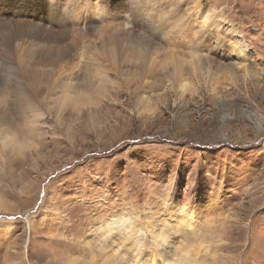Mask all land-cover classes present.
<instances>
[{"label":"rangeland","instance_id":"obj_1","mask_svg":"<svg viewBox=\"0 0 264 264\" xmlns=\"http://www.w3.org/2000/svg\"><path fill=\"white\" fill-rule=\"evenodd\" d=\"M22 1L7 0L16 21L29 13ZM147 1L128 8L141 12ZM170 1L182 26L154 16L153 31L149 16L142 36L120 37L115 50L101 48L109 19L97 0L31 1L49 41L0 50V74L23 79L0 80V264H129L138 240L116 234L104 244L96 230L125 217L136 231L167 234L141 239L138 264H264V0H199L226 47L239 39L232 30L258 55L217 47L214 64L186 37L171 43L198 0ZM135 41L155 53L150 66H138ZM61 44L68 52L51 66L45 52ZM188 212L193 227H175Z\"/></svg>","mask_w":264,"mask_h":264},{"label":"bare ground","instance_id":"obj_2","mask_svg":"<svg viewBox=\"0 0 264 264\" xmlns=\"http://www.w3.org/2000/svg\"><path fill=\"white\" fill-rule=\"evenodd\" d=\"M31 1L32 0H23L22 1L23 7L28 8L29 13L28 14L26 13V15H27L26 18L24 17V19L21 18V19H19V21H16V17L14 16L10 6L8 5L7 0H5V1L0 0V9H1V12H0V50L6 56H8V55H10V53L14 52L13 50L16 51L18 48H20L21 45H25L27 48L30 47V49H37L38 50V49L43 47V44H47V42L49 41L48 40L46 42L43 39L44 37L41 35L42 32L39 29V27H41V25H39V26L36 25V24H38V22H36L37 5L31 4ZM60 1L61 0H48L49 3H59ZM3 2H4V4H2ZM147 2L148 3L146 5L148 6V8L146 7L147 9H145V10L142 9L143 11L139 12L140 9H135V10H137V11H135V10L131 9V6L128 8V4H131V3H129V0H97V4H98L97 7H98L99 12L102 14H105L104 18L107 17L109 19L105 22L104 29L103 30L101 29L100 35H99L100 44H101L102 49L104 47H109V46L111 47L112 50L119 48L121 38H124V40L128 41L129 39H131L133 37H141L143 34L142 30L146 27L144 22H150L149 16H151V23L147 26L149 27L152 25L153 31H154V29H156L157 26H160V25L154 24V22L152 21V18L154 16H155V18L160 17L159 19L163 18V21H169L171 23L170 27H172V25L174 27V25L177 23L178 24L180 23V25L182 26V14L179 16H177V13L173 14L176 6H175V8H173L174 6H172L173 4L171 3L170 0H148ZM194 4H195L194 5V13H193L194 19H193L192 23H187L183 27H181L180 30L178 32H176L175 35L172 36L173 42H171V43H174V45L176 46V44H175L176 39L178 40V42H182L183 39H181V37H186L187 41H189L190 45L193 48H201V50L203 48L204 50H206V52L210 53L209 55L205 54L207 57L206 61L210 64H214L212 61L210 51L215 52L217 47L223 48L227 51H232L235 49L237 51V53H241L244 56H250L251 54L253 56L257 55V51L250 44V42H246V40L244 39V37L240 33L233 32L232 30H230L229 34L233 33V34H235L236 38H239V39H237L236 41H233L232 43L229 42L228 46L226 47V45H224L222 37H220L219 34L217 35L216 32L214 30H212L214 26L212 25L211 21L209 23L205 22V18L203 17L202 10H201L202 8H201L199 0ZM177 6H179V5H177ZM78 9H79V7H77L75 10L73 9L75 11L76 16L82 14V12L79 14L76 13V11ZM50 10H51V8H50ZM153 10H154V12H153ZM178 10H180V9L178 8ZM50 16H51V13H50ZM81 18H82V16L81 17L78 16L77 19L73 20V23H72L73 28H78V25H80L79 21ZM98 19H99V17H98ZM101 19H102V17H101ZM155 21H157V20H155ZM138 22H140L141 24L139 25ZM188 24L191 27H189ZM49 27H50V25H49ZM53 27H54V25H53ZM137 27H138V29H136ZM42 28H43V25H42ZM46 28L47 27L43 28V30L47 31V32L50 31V30H47ZM63 29H65V27ZM174 31H176V30H174ZM56 32H57L56 29H51V33H56ZM49 39H51V38H49ZM52 39H54V38H52ZM135 42H136V45H133L132 42H129V48L132 47V48H130V50L132 51V49H133L132 52L134 54L135 59L138 60V66L140 65L141 68H145L144 67L145 65L150 66V64L154 63L155 57H156L155 53L152 50H150L149 48H145V43L141 44L139 41H135ZM40 43H42V45H39ZM237 43H238V45L235 46ZM65 45H66V47H68V49L72 46L71 43L69 45L65 43ZM65 45L64 44H61L60 46L57 45L58 48H56L54 51H51V52H48L49 48H47L45 54H46L47 59H49L51 66L55 65V62L61 60L66 55L68 50L65 48ZM51 48H50V50H51ZM105 54H107V50L105 51ZM107 56L109 57V55H106L105 57H107ZM30 57L33 59L31 61V67H32V66H34L35 62L37 61L36 55L34 53H32V54L30 53ZM171 57H173V56H171ZM188 58H189V61L191 62L192 66L194 68L193 69L194 73H196L197 72L196 69H199V65L197 64L198 56L192 54V52H191L188 54ZM258 59H259V57L256 59V61H258ZM34 60H36V61L34 62ZM107 60H104L105 62L102 64L103 68H98V69L102 70V75L101 76L99 75V77H98V81H97L98 86L102 85L104 87L106 85V83L111 81V77H110L111 73L110 74L108 73L109 65L107 64ZM109 60H112V59L110 58ZM118 60L119 59H113L114 64ZM118 68H119V66L117 65L116 69L114 70V74L118 72ZM149 68H150L151 72H153V70L156 67H153V68L149 67ZM64 70L67 71L66 68ZM64 70H63V73H64ZM16 72H18V71H16ZM180 75H181V73L179 72V69L177 68V70H176L175 68H173L172 79L173 78L175 79V83H176L177 78L180 77ZM115 77H117V76H115ZM7 78L9 80H11L12 82H16V81H17L16 83L23 82L21 74H14V75L0 74V80L2 82H4ZM178 84H179L178 87H181L182 89L185 90L187 83H182V84L178 83ZM17 91H19L20 94L23 93L22 88H18ZM35 95H38V94H35ZM27 96H28V98L32 97L29 92H27ZM192 215H194L193 212H190V213L188 212L180 218L176 217L174 219V222H175L174 224L176 226L174 224L173 225L175 227H177V224L182 223V225H183V223H184V224L188 225L190 228H192L194 225L193 220H192ZM176 219H178L177 223L175 221ZM126 222H127V231L125 230L126 228L124 227V223H126ZM132 223L133 222H132L130 217H125L123 220L114 221V222L107 220L103 223L98 224L96 230L101 231L103 228L102 236L104 239V244H108L110 242V239L113 236H116V234H118L119 236L122 235V237L125 240L128 239V236H130V240H135V241L138 240V241H136L135 244L133 243L134 245L132 244L133 245L132 249L136 250L138 252L134 253L132 255V262L129 263V264H138V261L140 260L139 252L140 251L142 252L145 249L144 243L142 242L141 239L149 240L152 237H155V235H156V237H159V239H161V237L166 238L167 234L165 231H163V233H159V234H152V233L147 232V231H140L142 229L136 231V229L131 228V227H133ZM115 227L117 229H115ZM118 228H119V230H118ZM144 254L146 255V251L144 252ZM182 259H183V261L188 262L186 260V259H188L187 257H183ZM145 264H154V261H153V259L149 260V258H147Z\"/></svg>","mask_w":264,"mask_h":264}]
</instances>
